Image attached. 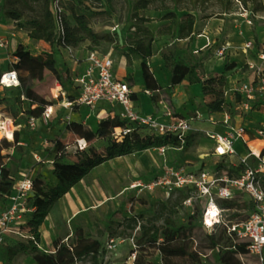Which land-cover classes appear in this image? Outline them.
<instances>
[{"label":"rangeland","instance_id":"obj_1","mask_svg":"<svg viewBox=\"0 0 264 264\" xmlns=\"http://www.w3.org/2000/svg\"><path fill=\"white\" fill-rule=\"evenodd\" d=\"M237 1L235 0L236 5L230 13L226 14V18L235 17H228L233 14L237 15L240 21L250 20L255 25L264 23L263 12H257L255 16H252L249 12L252 7L251 4L249 3L248 9H243L240 7L241 4H238L239 1ZM42 2L43 0H0V22L2 28H5L2 30H5L2 34L8 41L6 49L2 51L3 54H0L1 67L11 69L13 65L14 55L9 50L10 36L15 34L14 36L18 38V41L28 38L27 31L17 28L14 20L8 18L6 13L8 11L20 12L23 15L22 21L24 22L27 17H32L39 13ZM114 3L113 18H107V13L104 12L107 10L105 0H61L59 6L72 23L68 10L74 6L78 14L85 13L87 15L89 25L93 31L100 34H114L112 42H101L95 46V50L99 53L107 54L112 58L114 53L124 51L125 41L134 31L131 30L132 21H125V4L121 0H115ZM149 10L154 11L155 9L152 7ZM176 12L179 15L182 14L180 11L176 10ZM199 17L200 14H198L197 18ZM229 22L234 23L235 20L230 19ZM250 30L253 34L255 33L253 26ZM211 31L214 32L215 28H210L209 32ZM245 32L246 34L248 33V31ZM243 39L245 41V37ZM224 43L222 36H215L212 49H219L220 45ZM86 44L85 47H88L89 43L87 42ZM23 46L32 52L31 54L34 56L45 53L52 55L56 60L57 68L64 74L63 80L65 83L70 80L69 70L65 67H69L73 56L76 55L79 58L78 64L81 63V55L80 53L76 54L75 51L71 52L58 48L51 49L48 44L44 46L39 41L30 40L29 38L28 43L23 44ZM82 49L85 50V48ZM247 50L248 56L252 57L253 64L261 67L264 75V60L260 59L263 47L253 44ZM211 51L210 49L207 52L213 54ZM233 51L234 54L240 53L242 49L233 46ZM184 57L187 59L186 56ZM241 68L242 70L247 69L248 64L243 65ZM53 85L54 83H51L50 80L42 84L43 91L48 92V97L51 99H53L52 92L56 93V91L52 90ZM71 86L75 87L73 80ZM63 87L66 92V98L70 100L71 98L67 95L70 90L69 85L67 84ZM1 96L2 94H0ZM256 96L259 98L258 100H264L263 93L258 92ZM63 103H65L63 97L54 100L55 112L46 124L39 123L36 127H29L27 115L19 116L17 110L10 122L14 127L13 133H18V141L21 140V135L26 136L25 144L21 147L17 146L18 154L22 156L28 153V157L33 160L35 159L34 155L38 154L40 161L30 169L37 167L33 175L34 178L39 176L51 185H55L57 182L53 175L54 154L53 144L51 145L53 140L60 139L67 144L69 156L60 161L61 167L73 170V163L76 160L77 136L72 133H63L62 128H59V124L64 121L63 118L65 116L61 114L63 112ZM261 105L257 103L255 108L264 109V104L262 107ZM23 107L25 108L24 110L28 109L26 104ZM19 124L20 126H17ZM215 124L219 127L218 131L223 128L221 120L215 121ZM0 125L2 126V123ZM138 133L140 137L151 136L147 129H141ZM187 141L188 145L180 151L174 149H169L165 153H159L152 149L149 151H145L147 149L135 151L126 155V157L108 160L91 169L87 177L75 184L51 208L39 228L41 235L38 247L44 252L50 253L54 251L55 242L61 241L69 245L76 240L77 234L83 233L87 235L86 239L98 241L104 250L110 237L121 238L125 241L118 243L112 254L104 250L97 262H94L89 256H84L76 264H125L132 248V244L128 239L134 237V243L137 247L136 255L140 259L141 264H164L162 254L158 250L149 247L143 240L139 241V228L136 227L133 230L124 221V218L146 211L152 204L167 200L173 203L179 195L175 190H170L168 185L158 186L151 191H142L131 187V184L135 180L140 179L147 181L158 179L164 176V171L167 167H184L191 171H199L201 169L213 171L222 168L227 169L236 165L237 161L239 162L236 156L217 157L213 155L209 147L212 142L204 130L194 128L189 134ZM108 143V140H94L88 143L87 147L92 146L98 152H103ZM13 162H17L16 158L11 159L10 168L11 164H13L12 169L15 170L17 168L19 170V165L15 166ZM225 202L232 203L230 208H224L227 220H244L253 209L251 201L245 194H240L231 201H220V204H225ZM192 203L194 207L198 208L199 212H202L205 206L204 199L194 196ZM157 208L159 207L156 206ZM28 218L29 214H25L24 224ZM173 218L182 225V229L175 233V239L170 242L174 260L186 259L190 253L196 252L203 264H221V253L233 243L232 238L228 235L223 225L216 227L214 230L205 229L200 225L199 215L195 214L194 209L185 208L181 205L178 206V212ZM150 219L151 215H145L140 222L145 225H151ZM156 225H163V221H157ZM23 234L28 235V232L23 230ZM211 235L218 242L217 245L210 243ZM27 242L25 237H6L4 245L0 246V264H36L32 255L21 249L20 244H27ZM41 242H45V245L42 246ZM239 258L244 264H259L254 257L248 254L241 255Z\"/></svg>","mask_w":264,"mask_h":264},{"label":"trees","instance_id":"obj_2","mask_svg":"<svg viewBox=\"0 0 264 264\" xmlns=\"http://www.w3.org/2000/svg\"><path fill=\"white\" fill-rule=\"evenodd\" d=\"M121 1L126 7L125 21H132L131 30H134L126 39L123 52L128 64H131L134 59L141 60L142 78L145 89L152 92L150 97L152 103L157 105L158 102H163L168 106L173 115L180 116L174 111L171 102V92L174 86L179 84L185 77H188L190 84L200 83L202 85V96L207 113L222 112L225 103L224 86L226 83V78L223 74L214 73L205 76L201 72L202 64L200 62L189 63L173 47H167L161 55L164 65L169 67L171 71V78L169 86L161 89L149 69L148 58L152 54V45L155 42L156 35L166 34L172 40L185 38L191 40L195 35L194 28L198 14H200L199 18L201 19L221 18L234 9L236 5L235 0ZM238 1L243 9H248L249 3L251 4L252 7L249 12L252 16H255L257 12L264 13V0ZM54 2L55 0H43L39 13L35 16L27 17L24 22L22 21V13L18 11H8L6 16L14 20L17 28L25 29L30 40L43 41L51 49H74L88 42L87 49L95 50V46L101 42L110 43L113 41L114 34H100L93 31L85 13L78 14L74 6L70 7L68 12L73 21L72 23L65 12L52 8ZM114 2L115 0H105L107 10L104 12L107 13V18L114 17ZM152 7L156 11L164 12L161 19L169 21L156 34L143 26L144 23L150 22L151 19L140 15V12ZM176 10L182 12V14L179 15ZM255 41L257 45L263 47L262 54H264V40L262 43H259L257 39ZM13 55L17 60L13 63L11 69H14L18 73L20 79V87L17 88L18 95L15 102L26 103L28 109L24 110L23 114H26L27 117H37L45 106L54 105V99L49 98V93L43 91L42 84L50 80L54 85L59 83L61 86H64V74L57 68L54 57L47 53L34 56L20 44L16 47ZM234 66V63H227L224 69L227 71ZM2 72L0 64V77ZM70 84H72V81ZM21 96L24 97L23 100ZM68 97L72 98V95H68ZM5 100V97H0L1 117H9L8 111L12 109L11 106L4 103ZM122 124L120 122L117 124L114 120L101 119L97 128L93 129L83 123L74 121L66 123V131L76 135L77 139H83L87 143V146L88 143L94 140H108L109 142L103 152H98L92 146H86L81 150L77 148L73 170L60 166V161L69 156L67 144L60 139L53 140V175L57 182L55 185H51L39 176L33 178L32 196L28 200L34 210L29 213V218L24 224L25 226L22 225L21 227L22 230L28 232V237H25L28 242L27 244H20L21 249L31 254L36 264H76L84 256H89L94 262L99 260L104 251L103 248L98 241L86 239L87 235L83 233L77 234L76 240L69 245L57 241L54 243L53 252H44L38 247L41 235L39 228L55 203L76 183L87 177L91 169L108 160L129 155L135 151L164 145L167 142V138L164 136L151 135L140 137L138 129H133L122 137H115L113 135L114 128ZM17 143L18 133H14L11 141L6 138L0 140V204L6 202L15 184V178L10 174V160L12 157L8 153L3 154L2 151ZM172 144H176V142L172 141ZM187 145L188 141H186L184 147ZM260 154L264 155V149L261 150ZM244 168L245 164L238 163L224 170L232 176L239 174ZM175 192L179 195L175 202L171 203L170 200H167L152 204L146 211L124 218V221L133 230L136 227L139 228V241L143 240L149 247L158 250L162 254L164 264H203L196 252L190 253L186 259L180 261L174 260L172 257L173 249L170 242L175 239V233L182 229V225L173 216L178 212V206H183V201L191 195L192 190L182 188L176 189ZM220 205L223 208H230L232 203L225 202V204ZM156 206L159 208L156 209ZM193 209L195 214L199 215L200 221L202 212H199L198 208L194 206ZM145 215H151V225H145L140 222ZM159 220L163 221V225H156V222ZM210 243L214 245L218 244L212 235L210 236ZM246 246V242L232 243L221 253V264H244L239 256L248 254ZM134 264H141L137 255Z\"/></svg>","mask_w":264,"mask_h":264},{"label":"built area","instance_id":"obj_3","mask_svg":"<svg viewBox=\"0 0 264 264\" xmlns=\"http://www.w3.org/2000/svg\"><path fill=\"white\" fill-rule=\"evenodd\" d=\"M60 1L55 0L52 7L54 10L61 11ZM7 45V39L0 29V50H5ZM251 46V41L245 44V48ZM223 51L224 47H221L219 53ZM13 59L12 63L17 60L15 57ZM260 59L264 60V54L260 55ZM84 60L86 65L83 72L73 79L76 94H73L72 98L68 100L60 84L56 83L53 88L56 93L52 92L54 100L63 97L65 99L63 106L71 110L79 107L102 108L105 113L103 119L114 120L117 124L118 122L123 123L114 128L113 135L115 137L127 135L133 129H147L153 136L167 138L164 145L148 148L149 150L165 153L169 149L177 151L183 149L193 130V117L175 116L168 106L161 114L138 112L134 108L128 82L115 77L114 63L109 55L99 53L97 50H88ZM248 67L253 70L255 79L251 82L241 83L236 89V93L240 96V108L244 111L251 110L258 91L264 92V75L261 67L251 63H248ZM0 87L5 90L19 88L18 73L14 69L4 70L0 77ZM146 93L152 95L149 90ZM21 99L23 100L24 97L21 96ZM55 107V104L45 106L39 116H29L27 118L29 127H36L39 123L46 124L54 114ZM7 120L0 116L2 125ZM229 120L228 115L222 120L223 128L220 131L205 132L213 144L212 154L217 157L237 155L238 163L245 164L242 172L230 176L225 172V168L213 171L206 169L191 171L184 167H167L164 176L152 181L135 180L131 187L142 191H151L161 185H168L170 190L191 189L192 193L183 201V206L193 209L194 196L205 200L199 221L200 225L208 230H214L223 225L234 244L246 242L248 255L254 257L259 264H264V155L260 154L261 151H254L253 144H251L257 138H264V122L259 128L251 130L244 125L236 127L230 124ZM172 141H175L176 144H172ZM77 144L79 150L87 146L83 139H77ZM237 144L246 149L244 156L237 152ZM32 189L33 177L24 176L15 182L6 202L0 204V246L4 245L6 237L11 235L28 237L23 234L21 227L25 222L24 215L34 210L28 200L32 196ZM240 194H245L252 202V212L241 221L227 220L225 209L221 207L220 201L234 200ZM128 240L131 242L132 248L125 264H134L137 254L134 237ZM124 241L121 238L110 237L105 245V252L112 254L117 244Z\"/></svg>","mask_w":264,"mask_h":264},{"label":"crops","instance_id":"obj_4","mask_svg":"<svg viewBox=\"0 0 264 264\" xmlns=\"http://www.w3.org/2000/svg\"><path fill=\"white\" fill-rule=\"evenodd\" d=\"M163 13L164 12L162 11H153L149 9L140 12V15L151 19L150 22L144 23L143 26L149 28L156 34L159 29H161L169 22L168 20L161 19ZM224 16L221 18L209 19L196 18L194 28L195 35L191 40L188 38L172 40L166 34L156 35L155 42L152 45V54L148 58V66L161 89L169 86L171 71L169 67L164 65V60L161 53L167 47H173L179 54H181L182 56H186V60L189 63L200 62L202 64L201 72L205 76L214 73L223 74L226 78V83L224 86L225 103L222 112L208 114L202 96V85L200 83L190 84L188 77H185L179 84L172 88L171 102L173 104L175 113L180 116L193 117V129L199 128V130L204 131L217 130L219 129V127L217 124H215V121H222L228 115L230 118V124L236 127L239 125H244L248 129L255 130L259 128L260 125L264 122V109H257L255 107L257 103L263 105L264 100H258L259 98L256 96L252 105L253 108L249 111H244L240 108V96L236 93V89L241 83L251 82L255 79V74L252 69L248 67L247 69L242 70L241 67L248 63L253 64L252 57L248 56L247 54L248 48H245V44L248 41H251L252 45L256 44L255 39H257L259 43L263 42L264 23L255 25L250 20H245V22L240 21V18L237 17V15L232 14L228 17L235 16L230 18L235 20V22L233 23L229 22L230 19L226 18V14ZM252 26L255 28L254 34L250 30ZM212 27L215 28V31L209 32L210 28ZM0 29L1 33H4L5 30H2L5 28H2L1 22ZM245 31H248V33L246 34ZM14 35L15 34L10 36L9 40V50L11 53L15 51L18 45L28 43V38L22 39V41H18V38ZM215 36H222V39L225 41L224 44L220 45V48L224 47V51L222 53H219L220 48L212 49V44L215 41ZM243 37H245V41ZM39 43L47 46V44L43 41H39ZM86 45L87 44L84 43L83 46L79 48L66 50L71 52L75 51L76 54L80 53L81 55V63L78 64L77 61L79 60V58L74 55L69 67H65L68 68L70 76V80H67V83H64V86L68 84L70 88V90L67 92V95L76 94V90L71 86L70 82L74 79L75 76L82 73L85 68L86 63L84 59L88 51L87 47H85ZM233 46L241 48L243 53L240 52L234 54ZM82 48H85V50H83ZM210 49L212 50L211 52L213 54L207 52ZM2 51L3 50H0V54H3ZM112 60L114 63L113 73L115 77L124 79L128 82V85L132 92V102L135 110L142 114H161L164 111L165 107H167V105L163 102H158L157 105H154L151 101V96L146 93L147 90L145 89V84L141 72V60L134 59L131 64H128L124 52L114 53V55L112 56ZM227 63H234L235 66L232 69L226 71L224 69V66ZM1 68L2 71H4V69H8L6 67ZM60 87L64 91V87L61 85ZM258 92L264 94V92L262 91ZM17 93V89L5 90L0 87V94H2L1 97L6 98L4 103L12 107L14 115L16 114L17 110L19 116H25V114H23V111L25 109L23 105H25L26 103L15 102L16 96L18 95ZM12 109L8 111L9 117L5 116L6 119L11 120L13 118L14 115ZM61 114L65 115L63 118L64 121L59 124V128H62L63 133H68L65 129V125L66 123L71 121L87 124L91 128L96 129L99 121L105 116L104 111L99 107H96L94 109L79 107L71 110L68 107L63 106V112H61ZM17 126H20V124ZM25 138V135H21V140H19L16 145L14 144L13 146L2 151L3 154L8 153L12 158H16L17 160L16 163H13H15V166L19 165V170L16 167V169L13 170V164H11L10 168L11 175L14 176L15 182L22 179L24 176H31L34 178L33 175L37 167L33 168L34 170H31L30 168L32 166L34 167L35 164L40 161L38 154L34 155L35 161L28 157V153L22 156L18 154L17 146H23L25 144ZM52 144L53 143H51V145ZM251 144H253L252 147H254L256 151H261L264 149V138H257L253 140ZM209 147L212 151L213 144L211 143ZM236 150L241 156H244L246 153V149L240 144L236 145ZM123 157L124 156H120L117 158ZM236 158L239 159L237 155ZM237 163L238 161L235 164ZM8 237L15 238L12 235Z\"/></svg>","mask_w":264,"mask_h":264},{"label":"bare ground","instance_id":"obj_5","mask_svg":"<svg viewBox=\"0 0 264 264\" xmlns=\"http://www.w3.org/2000/svg\"><path fill=\"white\" fill-rule=\"evenodd\" d=\"M11 120H7L6 123L4 125H0V140L3 139V138H7L9 140H12L13 139V125L10 123ZM254 151H256V149L253 147ZM145 151H149L148 150H145ZM41 245L44 246L45 245V242H41Z\"/></svg>","mask_w":264,"mask_h":264}]
</instances>
